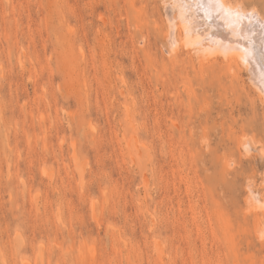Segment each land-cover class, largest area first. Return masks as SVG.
I'll return each instance as SVG.
<instances>
[{"label":"rangeland","instance_id":"1","mask_svg":"<svg viewBox=\"0 0 264 264\" xmlns=\"http://www.w3.org/2000/svg\"><path fill=\"white\" fill-rule=\"evenodd\" d=\"M164 19L0 0V264H264V90Z\"/></svg>","mask_w":264,"mask_h":264},{"label":"bare ground","instance_id":"2","mask_svg":"<svg viewBox=\"0 0 264 264\" xmlns=\"http://www.w3.org/2000/svg\"><path fill=\"white\" fill-rule=\"evenodd\" d=\"M163 3L166 22L165 34L169 45L168 51L172 59L182 56L184 49L193 56L194 53L199 55L201 52H205L203 53L206 55L204 59L207 56L211 58L216 55L213 60L214 63H219L218 57L221 55L227 58L229 54L230 56L231 54L233 56L238 54L243 65H246L245 67L250 71V79H253L257 84L256 88L264 90V15L259 9L255 7L247 10L244 8L243 2L240 4L237 2L238 5H233L231 0H163ZM171 29H175V33L171 34ZM169 34L172 35L171 38ZM81 50L83 51V49ZM206 52L208 53L206 54ZM196 55L194 56L195 59ZM223 59L222 61H224ZM232 60L229 59V61ZM229 64L231 62H228ZM230 66H228L229 69ZM246 145L247 143H245ZM250 194L252 197L256 195L252 191Z\"/></svg>","mask_w":264,"mask_h":264}]
</instances>
